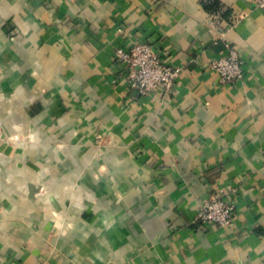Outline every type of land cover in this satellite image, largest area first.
<instances>
[{
    "label": "crops",
    "instance_id": "obj_1",
    "mask_svg": "<svg viewBox=\"0 0 264 264\" xmlns=\"http://www.w3.org/2000/svg\"><path fill=\"white\" fill-rule=\"evenodd\" d=\"M135 41L181 66L170 90L122 79ZM216 190L230 225L195 219ZM0 264H264V8L0 0Z\"/></svg>",
    "mask_w": 264,
    "mask_h": 264
},
{
    "label": "built area",
    "instance_id": "obj_2",
    "mask_svg": "<svg viewBox=\"0 0 264 264\" xmlns=\"http://www.w3.org/2000/svg\"><path fill=\"white\" fill-rule=\"evenodd\" d=\"M264 8V0H255ZM113 57L121 66V77L140 95H150L157 90H170L181 72V66L162 58L158 50L147 41H135L129 46L118 45ZM209 67L220 82H235L243 77V60L237 49L227 46L219 56L211 58ZM234 203L221 190L209 194L199 206L197 222L230 225L235 217Z\"/></svg>",
    "mask_w": 264,
    "mask_h": 264
}]
</instances>
